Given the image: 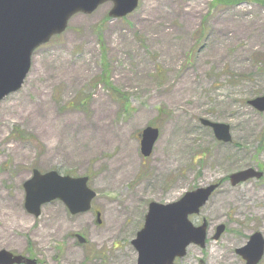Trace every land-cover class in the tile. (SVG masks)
<instances>
[{"label": "rangeland", "instance_id": "374dc122", "mask_svg": "<svg viewBox=\"0 0 264 264\" xmlns=\"http://www.w3.org/2000/svg\"><path fill=\"white\" fill-rule=\"evenodd\" d=\"M111 7L74 16L0 105V251L38 264H137L132 241L151 203L219 183L191 218L208 222L206 247L176 264H245L236 250L264 237V113L248 104L264 96V0H141L120 20ZM202 120L230 126L232 143ZM148 127L160 135L144 159ZM248 169L263 177L233 187L229 177ZM35 170L88 177L91 211L71 215L57 200L28 214Z\"/></svg>", "mask_w": 264, "mask_h": 264}, {"label": "water", "instance_id": "95a60500", "mask_svg": "<svg viewBox=\"0 0 264 264\" xmlns=\"http://www.w3.org/2000/svg\"><path fill=\"white\" fill-rule=\"evenodd\" d=\"M140 0H0V105L11 94L21 90L28 78L35 52L52 38L66 32L72 18L90 15L100 6L111 4V20L123 19L139 6ZM264 113V96L248 102ZM212 129L215 138L224 144L232 142L231 128L225 124L201 121ZM159 138V130L148 127L141 134V154L148 158ZM263 173L248 169L230 176L233 187L249 180H259ZM87 177L73 178L52 171L35 170L24 184L25 210L38 218L42 207L61 201L72 215L89 212L97 194L88 187ZM212 184L186 193L172 204L151 203L144 226L132 245L138 253L137 264H174L183 259L191 245L206 247L208 222L194 226L190 217L198 215L219 188ZM99 217V214H98ZM225 226L216 229L214 240L220 239ZM81 243L84 240L79 237ZM245 264H260L264 257V237L254 233L247 244L236 250ZM0 264H38L35 259L0 251Z\"/></svg>", "mask_w": 264, "mask_h": 264}, {"label": "trees", "instance_id": "16d2710c", "mask_svg": "<svg viewBox=\"0 0 264 264\" xmlns=\"http://www.w3.org/2000/svg\"><path fill=\"white\" fill-rule=\"evenodd\" d=\"M226 3H229V2H226ZM229 4H231V3H229ZM101 78H102V81H104L105 84H107L108 86H110V83L108 82V79H107V75H104Z\"/></svg>", "mask_w": 264, "mask_h": 264}]
</instances>
